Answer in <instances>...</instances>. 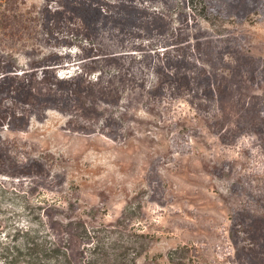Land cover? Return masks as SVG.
<instances>
[{
    "label": "rangeland",
    "instance_id": "rangeland-1",
    "mask_svg": "<svg viewBox=\"0 0 264 264\" xmlns=\"http://www.w3.org/2000/svg\"><path fill=\"white\" fill-rule=\"evenodd\" d=\"M27 228L74 264H264V0H0V244Z\"/></svg>",
    "mask_w": 264,
    "mask_h": 264
},
{
    "label": "trees",
    "instance_id": "trees-1",
    "mask_svg": "<svg viewBox=\"0 0 264 264\" xmlns=\"http://www.w3.org/2000/svg\"><path fill=\"white\" fill-rule=\"evenodd\" d=\"M192 6L194 0H190ZM19 23L9 27L6 32L9 34L18 35L22 44L26 46L28 39L37 37L36 31L32 24L28 22V18H23L19 15ZM39 43L41 42L40 36H38ZM41 45L37 46L40 47ZM12 55V51L9 50ZM24 87H16L11 93H20ZM17 115H21L17 113ZM23 244H0V264H74L70 259L67 251L60 245L51 240V237H39L36 231L31 228L24 230ZM89 264H96L94 259L88 260Z\"/></svg>",
    "mask_w": 264,
    "mask_h": 264
}]
</instances>
